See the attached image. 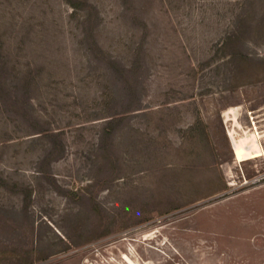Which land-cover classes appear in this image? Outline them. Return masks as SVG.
<instances>
[{"label": "rangeland", "instance_id": "rangeland-1", "mask_svg": "<svg viewBox=\"0 0 264 264\" xmlns=\"http://www.w3.org/2000/svg\"><path fill=\"white\" fill-rule=\"evenodd\" d=\"M126 256L264 264V0H0V264Z\"/></svg>", "mask_w": 264, "mask_h": 264}, {"label": "built area", "instance_id": "built-area-1", "mask_svg": "<svg viewBox=\"0 0 264 264\" xmlns=\"http://www.w3.org/2000/svg\"><path fill=\"white\" fill-rule=\"evenodd\" d=\"M248 115H249V119H250L251 123L255 124V117H257V114H255V111L249 110ZM259 180H261V179L255 178L253 181H259Z\"/></svg>", "mask_w": 264, "mask_h": 264}, {"label": "bare ground", "instance_id": "bare-ground-1", "mask_svg": "<svg viewBox=\"0 0 264 264\" xmlns=\"http://www.w3.org/2000/svg\"><path fill=\"white\" fill-rule=\"evenodd\" d=\"M126 259H127V261H128L130 264H137V263H135V261H133L129 256H126Z\"/></svg>", "mask_w": 264, "mask_h": 264}]
</instances>
